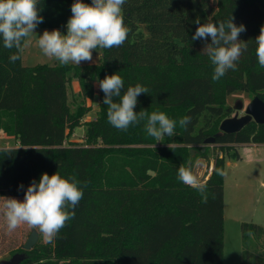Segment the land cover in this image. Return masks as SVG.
Returning a JSON list of instances; mask_svg holds the SVG:
<instances>
[{
  "label": "trees",
  "instance_id": "trees-1",
  "mask_svg": "<svg viewBox=\"0 0 264 264\" xmlns=\"http://www.w3.org/2000/svg\"><path fill=\"white\" fill-rule=\"evenodd\" d=\"M73 2L40 0L44 20L36 29L66 34ZM122 7L128 38L103 49L100 63L25 65L23 52L13 63L16 49L0 40V123L14 127L16 141L0 147V197H24L42 173L74 175L80 187L87 182L74 219L51 243L37 242L21 264H224L226 156L237 160L238 146L263 144L264 119L234 133H222L220 124L235 110L225 101L229 94L246 91L264 101L254 41L264 25V0H126ZM231 16L245 25L239 39L250 40L248 50L237 70L213 81L205 41L191 39L194 21ZM113 73L124 80L122 94L137 84L149 89L134 111H160L177 121L190 116L187 129L177 124L175 135L157 142L147 135L146 121L126 132L111 126L97 79ZM74 80L80 90L71 98ZM96 97L97 116L85 120L92 110L85 101ZM81 124L84 139L72 140ZM199 159L213 162L201 182L204 194L177 179L181 164L194 175ZM241 232L245 258L239 264H264V225L245 221Z\"/></svg>",
  "mask_w": 264,
  "mask_h": 264
},
{
  "label": "clouds",
  "instance_id": "clouds-1",
  "mask_svg": "<svg viewBox=\"0 0 264 264\" xmlns=\"http://www.w3.org/2000/svg\"><path fill=\"white\" fill-rule=\"evenodd\" d=\"M125 3L126 0H91V3L74 0L66 34L60 29H46L42 35H37L35 30L44 20L40 15V0H0V40L4 48L16 49L9 57L13 63L21 59L20 53L31 43L28 38L32 35L38 36L37 44L43 54L61 65L93 62V50L120 47L128 38L130 30L124 23L122 7ZM194 23L197 28L191 39L205 41L202 52L214 66L212 80L219 81L229 70H237L238 61L248 50L250 41L239 39L246 31L245 25L234 23L233 16L227 21L205 24L197 17ZM209 38L211 42L207 43ZM254 41L258 64L264 68V25ZM97 84L104 93L102 104L107 106V121L118 130L126 132L130 126L146 121L147 135L160 142L165 136L175 135L177 124L186 130L191 123V117L187 115L177 121L160 111H134L138 96L148 94L149 89L137 84L127 87L122 94L124 80L117 73L106 75L102 80L98 78ZM177 179L201 194L206 192V186L184 164L177 170ZM80 184L74 175L64 178L58 172L51 176L42 173L38 182L33 180L24 190L23 200L3 197L0 212L7 231L13 232L27 225L38 230L45 242L51 243L75 217L74 210L87 187V182L83 187ZM20 188L23 189V185Z\"/></svg>",
  "mask_w": 264,
  "mask_h": 264
},
{
  "label": "rangeland",
  "instance_id": "rangeland-1",
  "mask_svg": "<svg viewBox=\"0 0 264 264\" xmlns=\"http://www.w3.org/2000/svg\"><path fill=\"white\" fill-rule=\"evenodd\" d=\"M84 2L91 3V0H84ZM46 29L48 31L53 30V28H40L35 31L37 35H42ZM28 39L31 40V43L24 48L22 53V60L25 65L60 64L54 58L43 54L37 44L38 36L32 35ZM102 54L103 49L93 50V62H82L81 65L100 63ZM76 83L77 80H74L70 87L71 98L78 92L79 86ZM254 98L255 96H252L249 92L236 91L229 94L225 101L235 109L232 116L236 113L243 115ZM77 102H79V98ZM85 104L92 107L85 120L95 118L98 109L97 97L94 100L87 99ZM5 123H7V120L3 121V124L0 123V147L16 144L15 138L12 136L14 127H2ZM85 132L86 126L81 124L75 129L71 139L82 141ZM238 152L240 158L237 160H232L228 155L226 156L227 168L224 175V264H239L245 258L241 232L243 222L249 221L264 225V143L240 145L238 146ZM208 161V159L197 161L195 176L200 182L205 177L207 178L210 173L211 167ZM211 163L213 164V162ZM206 164L207 166H205ZM16 198L23 200L24 197ZM3 199V197H0V205H2ZM32 230L27 225H22L15 231L8 232L4 216L0 212V260L10 258L14 252L19 251L30 237ZM36 231L38 234V230ZM40 242H45L42 234H38V243Z\"/></svg>",
  "mask_w": 264,
  "mask_h": 264
},
{
  "label": "water",
  "instance_id": "water-1",
  "mask_svg": "<svg viewBox=\"0 0 264 264\" xmlns=\"http://www.w3.org/2000/svg\"><path fill=\"white\" fill-rule=\"evenodd\" d=\"M264 119V101L259 97H255L253 102L249 104L246 113L239 115L236 113L231 117H227L222 120L220 124V131L222 133H234L239 132L252 120L262 121ZM214 141V138L206 139V143L209 144ZM205 147L202 149L205 151ZM192 155L195 154V150L192 149ZM38 242V234L35 229L32 230L30 237L23 245V251H17L11 255L10 258L1 259L0 264H21L25 261L29 255L28 251L31 250Z\"/></svg>",
  "mask_w": 264,
  "mask_h": 264
},
{
  "label": "crops",
  "instance_id": "crops-1",
  "mask_svg": "<svg viewBox=\"0 0 264 264\" xmlns=\"http://www.w3.org/2000/svg\"><path fill=\"white\" fill-rule=\"evenodd\" d=\"M74 82V81H73ZM76 84H78V86H79V82H78V80H77V83ZM80 90V87H79V89H78V91ZM249 145H258V144H249ZM208 164V163H207ZM207 164L205 165V166H207ZM210 167H211V170H212V168H213V164L211 163L210 164ZM207 170V168L205 169V171ZM211 170H210V173H211ZM195 171H196V169H195ZM209 173V174H210ZM197 174V173H196ZM199 174V173H198ZM209 174L207 175V177L209 176ZM194 175H195V172H194Z\"/></svg>",
  "mask_w": 264,
  "mask_h": 264
}]
</instances>
